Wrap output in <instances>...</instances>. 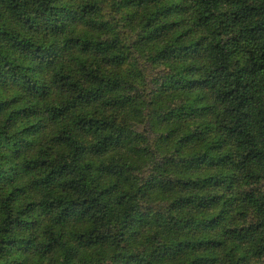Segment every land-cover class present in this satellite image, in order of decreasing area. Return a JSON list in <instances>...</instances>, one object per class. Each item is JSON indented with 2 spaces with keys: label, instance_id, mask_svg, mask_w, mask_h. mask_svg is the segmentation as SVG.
Wrapping results in <instances>:
<instances>
[{
  "label": "clouds",
  "instance_id": "1",
  "mask_svg": "<svg viewBox=\"0 0 264 264\" xmlns=\"http://www.w3.org/2000/svg\"><path fill=\"white\" fill-rule=\"evenodd\" d=\"M0 264H264V0H0Z\"/></svg>",
  "mask_w": 264,
  "mask_h": 264
}]
</instances>
